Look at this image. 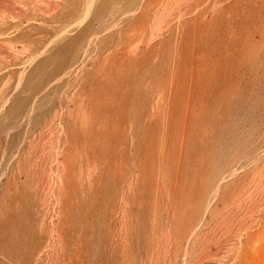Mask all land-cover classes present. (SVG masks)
<instances>
[{
  "label": "rangeland",
  "instance_id": "1",
  "mask_svg": "<svg viewBox=\"0 0 264 264\" xmlns=\"http://www.w3.org/2000/svg\"><path fill=\"white\" fill-rule=\"evenodd\" d=\"M264 264V0H0V264Z\"/></svg>",
  "mask_w": 264,
  "mask_h": 264
},
{
  "label": "bare ground",
  "instance_id": "2",
  "mask_svg": "<svg viewBox=\"0 0 264 264\" xmlns=\"http://www.w3.org/2000/svg\"><path fill=\"white\" fill-rule=\"evenodd\" d=\"M199 264V263H198Z\"/></svg>",
  "mask_w": 264,
  "mask_h": 264
}]
</instances>
